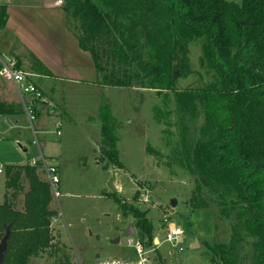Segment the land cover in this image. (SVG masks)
<instances>
[{"label":"rangeland","instance_id":"1","mask_svg":"<svg viewBox=\"0 0 264 264\" xmlns=\"http://www.w3.org/2000/svg\"><path fill=\"white\" fill-rule=\"evenodd\" d=\"M0 1L7 3L9 10L5 29L0 31V42L16 36L35 52L32 54L15 40L16 52L12 55L18 59V68L31 73L34 59H41L52 74L65 79L51 77L45 82L47 93L55 100L51 101L38 89L42 99H35V103L46 112L41 117L35 105L36 117L32 122L25 113L0 117V204L4 203L7 165L25 167L44 157L47 164L53 160L60 170L61 196L57 202L50 196L49 203L50 210L58 211L56 222L52 227L50 224L55 240L29 264H64L61 261L94 264L96 254L100 260L122 258L128 251V239L119 236V245L111 242L126 218L113 196L145 213L152 228V241L145 238L143 244L149 250L151 264H210L208 255L227 252L232 239L236 240L234 264H258L260 253L254 247L257 238L250 228L251 217L240 214L242 205L233 181L224 180L221 185H214L215 188L205 187L197 180L196 173L177 164V159L182 157L176 152L181 138L177 103L190 115L186 123L190 147L199 140L209 144L213 139L210 137L217 133L207 125L201 103L195 100L189 105L184 96L186 89H203L216 80L214 73L200 63L204 38L194 37L186 43L190 74L183 79L175 77L174 93H157L136 86L108 88L97 84L90 56L67 34L68 30L73 31L65 25L62 0L61 5H56L58 0H55L47 11L41 5L47 6L51 0ZM73 79L83 81L77 83ZM0 102L21 106L12 85L1 79ZM103 106L109 108L114 120L113 133L121 168L104 158L102 147L106 145L99 117ZM63 108L68 116L61 118L57 114ZM154 108L166 115L164 120L156 119ZM147 148L157 154L147 153ZM36 174L42 182V170L38 168ZM117 183L122 188L120 193L115 189ZM24 189L29 190L26 181ZM198 197L204 200V205L194 209L192 206L197 204ZM172 201H175L173 206ZM17 204L15 201L13 206L18 210ZM166 218L182 230L178 241H164ZM156 238L159 244H154ZM136 239L139 240L137 235ZM56 247L64 248L67 258L62 260L61 250L56 252Z\"/></svg>","mask_w":264,"mask_h":264},{"label":"trees","instance_id":"2","mask_svg":"<svg viewBox=\"0 0 264 264\" xmlns=\"http://www.w3.org/2000/svg\"><path fill=\"white\" fill-rule=\"evenodd\" d=\"M65 25L74 33L79 49L88 53L97 84L108 88H137L157 93L176 91L175 80L190 74L186 43L203 37L200 63L216 78L203 89H186L189 105L197 100L207 125L216 129L211 142L199 140L190 147L185 108L177 103L179 133L177 159L205 187L232 180L240 214L247 213L256 236L255 250L264 264V0H62ZM0 4V30L8 19ZM167 47V48H166ZM43 63L34 59L33 71L49 76ZM115 68V69H114ZM114 69V70H113ZM175 75V76H174ZM96 85L94 83H91ZM218 84V86H217ZM22 108L0 102V117L22 114ZM156 119L166 117L154 108ZM190 113V110H189ZM188 113V114H189ZM105 159L118 163L114 120L108 107L99 109ZM213 124V125H212ZM147 153L157 154L151 148ZM176 154V153H175ZM5 169V201L0 204V239L9 228L4 264H29L55 240L50 223L57 212L49 209L50 190L41 182L37 166L8 165ZM29 190L25 192L24 182ZM22 194L20 209L13 203ZM194 209L204 200L198 197ZM122 215L134 219L139 240L152 241V228L144 212L113 196ZM210 264H234L233 244ZM57 243L54 244V247ZM153 246V243H152ZM61 250L64 260L66 255ZM64 264L67 262L61 261Z\"/></svg>","mask_w":264,"mask_h":264},{"label":"built area","instance_id":"3","mask_svg":"<svg viewBox=\"0 0 264 264\" xmlns=\"http://www.w3.org/2000/svg\"><path fill=\"white\" fill-rule=\"evenodd\" d=\"M61 0L56 2V5H61ZM17 62L13 57H4L0 55V79L4 82L12 83L19 96L30 97L32 102L23 103V111L27 115L30 122H32L36 116L35 110L33 108L35 104V99H42L40 92L31 80L32 76L28 73L23 72L17 66ZM56 125L59 127L60 123L57 122ZM59 130V128H58ZM57 130V134L59 131ZM47 160L41 157L38 161L30 163V166H37L42 169L46 177V183L48 184L50 194L55 200H59L61 192L59 189V169L52 163L47 164ZM1 172V170H0ZM163 223L166 225L164 232V241L175 242L179 240L182 235V230L175 225L167 222V218L164 219ZM127 249L129 255L125 258H114L108 260H97L94 264H151L148 258L149 250L144 246L143 242L134 239L132 237L128 238Z\"/></svg>","mask_w":264,"mask_h":264},{"label":"crops","instance_id":"4","mask_svg":"<svg viewBox=\"0 0 264 264\" xmlns=\"http://www.w3.org/2000/svg\"><path fill=\"white\" fill-rule=\"evenodd\" d=\"M23 1H26V0H23ZM54 2H55V0H51V2H49L48 4H47V6H46V3H45V6H42L41 5V7H43L46 11H47V9L48 8H51V7H53V5H54ZM0 4H5L6 5V7H7V3H4V2H1L0 1ZM9 11V10H8ZM8 11H7V13H8ZM8 18H9V15H8ZM7 21H8V19H7ZM7 23V22H6ZM63 23H64V16H63ZM6 25V24H5ZM65 28V27H64ZM5 29V27L2 29V30H0V31H3ZM70 37H72L73 39H74V41H75V43H76V46H77V42H76V40H75V38L73 37V35H72V33L68 30V33H67ZM15 40H18L19 42V44H21V45H25V47H27V49H28V51H30L32 54H34L35 52L33 51L34 49H31L32 47L28 44V43H26V42H21L20 41V39H19V37L18 38H16V36L15 37H13V36H11V38L10 37H7V39L6 40H3V41H1L0 42V52H2V53H0V55L1 56H4V57H13V53H15L16 52V50L13 48V43H14V41ZM23 43V44H22ZM80 48V47H79ZM34 52V53H33ZM8 55V56H7ZM15 60L17 59V58H15V57H13ZM36 59V58H35ZM36 60H38L39 62H43V66H45V68L48 70V72H49V76H43V75H41V74H39V73H37V72H35V71H33L32 70V72L31 73H29L28 72V74H30L31 76H32V78H31V80L33 81V83L35 84V86L37 87V89H39V90H41L49 99H51V101L52 100H55V99H53V95L52 94H48L47 93V91H46V89H45V87H46V84H45V82L47 81V79L48 78H51V77H53V78H58V79H63V80H65L64 78H62V77H59V76H57V75H55V74H52V72L48 69V67L46 66V64H44L45 62L43 61V60H39V59H36ZM18 61V59L16 60V62ZM18 63V62H17ZM19 64V63H18ZM17 64V65H18ZM93 68V67H92ZM93 71V75L95 76V74H96V72H94L95 70H92ZM73 81H75V82H77V83H80L81 81H83V79H73ZM7 83H9V82H7ZM11 85H12V87H13V89H14V91H15V94H16V96H17V98H19V101L21 102V106L20 105H16V104H13V105H15V106H19V107H21L22 108V110H23V103H25V102H29V103H31L32 102V100H31V98L30 97H23V99L19 96V94H18V92H17V90H16V88H15V86L12 84V83H10ZM40 84L43 86L42 88H40ZM46 88H48V87H46ZM40 91V92H41ZM51 93V92H50ZM52 95V96H51ZM9 103V102H8ZM10 104V103H9ZM35 105V107H36V109H37V111H39V117H41V113H46L45 112V110L43 111V110H40L41 108H40V105L38 104V103H35L34 104ZM39 109V110H38ZM23 113H24V111H22ZM22 113V114H23ZM21 115V114H20ZM59 117H61V118H63V117H66V116H68V114H67V112L65 111V108H63V110L62 111H59L58 112V114H57ZM56 115V116H57ZM12 116H17V115H12ZM57 116V117H58ZM39 117H37V118H39ZM2 118V117H1ZM6 118V117H5ZM4 117H3V119H5ZM44 158V157H43ZM45 159V158H44ZM37 161V160H36ZM52 161V160H51ZM8 166V165H7ZM12 166V165H11ZM15 166H19V165H15ZM39 168V167H38ZM57 168L59 169V167H58V165H57ZM40 170H42L41 168H39ZM59 171V175H60V170H58ZM112 171H115V170H112ZM42 174H43V176H44V179L42 180V181H44V182H46V177H45V174H44V172L42 171ZM60 184V183H59ZM118 185H119V183H117L116 185H115V189H119V192L118 193H120V191H122L121 189L122 188H120V187H118ZM118 189H117V191H118ZM108 193V192H107ZM106 194V193H105ZM22 197V194L21 195H19L18 197ZM18 197H17V203H19V204H17V206L19 207V209H20V204H21V202H22V200L20 199L19 201H18ZM52 197V196H51ZM53 198V197H52ZM54 199V198H53ZM4 201H5V196H4ZM3 201V202H4ZM55 201V200H54ZM58 201V199L56 200V202ZM128 203V205H131L129 202H127ZM51 204H52V202H51ZM51 206H53V204L51 205ZM132 206V205H131ZM53 209H55V208H53ZM54 211H56V209L54 210ZM57 212V217H58V211H56ZM57 217L55 218V219H52L51 221V227L53 226V223L54 222H56L55 220L57 219ZM134 219L132 218V217H130V216H128V217H126V219H125V221H124V223L123 224H121L120 225V227L119 228H117L116 229V231H115V233H114V235H113V238H116V239H118L119 240V242L116 244V245H119V243L121 242L120 241V237L119 236H122L123 237V233H124V231H125V229H126V227H127V225H129V224H134ZM134 227V226H133ZM134 231H135V235L132 237V238H134V239H136V230H135V227H134ZM156 240H157V242H159L158 241V239L156 238ZM113 242V241H112ZM111 242V244H113ZM160 243V242H159ZM159 243H157V244H159ZM129 255V251H126V253L124 254V255H122L121 257L122 258H125L126 256H128ZM95 261H97V260H100L99 259V255L98 254H96L95 255ZM80 264H82L81 262H79Z\"/></svg>","mask_w":264,"mask_h":264},{"label":"water","instance_id":"5","mask_svg":"<svg viewBox=\"0 0 264 264\" xmlns=\"http://www.w3.org/2000/svg\"><path fill=\"white\" fill-rule=\"evenodd\" d=\"M175 204V201H172V206ZM9 228L7 227L5 229V234L3 235V238H1L0 240V264H4V258L7 252V243H8V239H9ZM135 235V231H134V227L132 224L127 225L124 233H123V238H129V237H133ZM119 242L118 239H115L112 243L113 244H117ZM154 244H157L159 242H157V240H154ZM196 244V243H195ZM193 244V245H195Z\"/></svg>","mask_w":264,"mask_h":264}]
</instances>
